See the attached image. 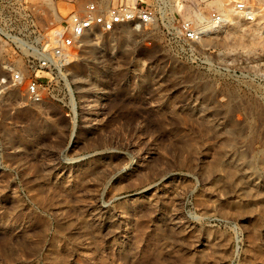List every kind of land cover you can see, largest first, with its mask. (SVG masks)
I'll return each mask as SVG.
<instances>
[{
    "label": "rangeland",
    "instance_id": "obj_1",
    "mask_svg": "<svg viewBox=\"0 0 264 264\" xmlns=\"http://www.w3.org/2000/svg\"><path fill=\"white\" fill-rule=\"evenodd\" d=\"M234 1L194 56L160 24L85 38L71 117L3 100L0 264H264V0Z\"/></svg>",
    "mask_w": 264,
    "mask_h": 264
},
{
    "label": "built area",
    "instance_id": "obj_2",
    "mask_svg": "<svg viewBox=\"0 0 264 264\" xmlns=\"http://www.w3.org/2000/svg\"><path fill=\"white\" fill-rule=\"evenodd\" d=\"M234 3L233 12L249 21L261 5L254 0ZM46 9L27 0H0V106L16 92V107L56 102L73 116L77 106L72 107L65 72L77 60L85 38L96 32L123 26L144 32L160 24L170 49L194 56L200 40L229 23L209 0H88L79 10L39 25L37 17Z\"/></svg>",
    "mask_w": 264,
    "mask_h": 264
},
{
    "label": "bare ground",
    "instance_id": "obj_3",
    "mask_svg": "<svg viewBox=\"0 0 264 264\" xmlns=\"http://www.w3.org/2000/svg\"><path fill=\"white\" fill-rule=\"evenodd\" d=\"M47 2H48V4L51 6V8H52V10L58 15V14H60V12H59V10L57 9V7H56V2H55V0H47ZM213 3V6L215 5L217 8H220L221 7V2H220V0H215V1H212ZM209 4H210V0H209ZM59 16L60 15H58V17H57V20H59ZM225 17H226V19L230 22V21H232L233 20V18H230V16H229V14H225ZM55 18H56V16H55ZM66 73H68V70H67V72H65V74ZM67 76V75H66ZM73 82V81H72ZM67 83H68V80H67ZM71 86V85H70ZM72 89V88H71ZM73 93V92H72Z\"/></svg>",
    "mask_w": 264,
    "mask_h": 264
}]
</instances>
